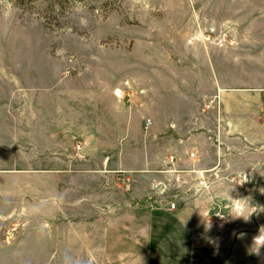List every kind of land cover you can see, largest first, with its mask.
<instances>
[{
  "label": "rangeland",
  "instance_id": "374dc122",
  "mask_svg": "<svg viewBox=\"0 0 264 264\" xmlns=\"http://www.w3.org/2000/svg\"><path fill=\"white\" fill-rule=\"evenodd\" d=\"M208 6L206 0H0V157L20 153L23 161L32 158L31 166L42 169L45 157L52 155L57 169H101L100 160L85 159L83 146L87 144L83 142L97 135L99 139L89 150L98 151L103 160L107 153H103L101 143L113 134L89 127L99 120L106 122L116 90H121L120 98L117 96L120 101L140 97L143 83H156L159 75L170 69L165 67L166 61L181 60L186 47L204 45L210 39L205 32L206 20L187 19L190 14L206 12ZM85 126L89 130L85 131ZM14 128L21 129V145L10 148L2 136ZM128 134L129 150L135 157L157 154L154 138H146L145 125L135 123ZM122 137L117 132L119 143ZM256 161L255 171L245 174V183L240 184L244 173H230L229 179L218 181L222 184L213 190L212 197H201L200 209L205 212L198 213L197 219L219 225L203 231L218 237L216 242L186 243L184 235L189 233L177 225L193 217L194 212L169 213L167 207L183 198L189 208L196 196L190 195V189L186 193L167 190L158 196V191L150 190L160 170L155 165L148 172L135 163L132 206L118 204L110 214L112 218L101 213L94 217L134 223L131 258L82 259L78 234L84 229L77 226V206L68 203L66 218L51 224L40 222L34 230L24 226L22 230H28L29 235L21 238L28 244L22 245L15 259H1L0 264H264V246L254 244L264 226V155ZM116 174L120 178L121 174ZM70 183L76 188L77 181ZM110 185L118 192L126 188L124 183ZM148 191L150 194L144 196ZM71 193L70 198L77 202V192ZM229 195L246 199L243 214L247 217L252 213L247 220L234 217L240 206ZM142 220L149 223V237L145 228L142 233ZM125 232V228H118L119 234Z\"/></svg>",
  "mask_w": 264,
  "mask_h": 264
},
{
  "label": "crops",
  "instance_id": "0c3cea01",
  "mask_svg": "<svg viewBox=\"0 0 264 264\" xmlns=\"http://www.w3.org/2000/svg\"><path fill=\"white\" fill-rule=\"evenodd\" d=\"M206 3L210 5L206 12L184 18L206 20L205 32L210 39L204 45L186 47L182 51L185 58L166 61L165 67L170 69L159 75L156 83H143L140 97L122 102L117 99L121 94L117 95L119 90H116V97L113 96V103L108 106L110 114L106 122L99 120L89 127L113 134L101 143L103 153H107L103 160L98 151L89 150L92 142L99 139L97 135L85 138L83 143L87 147L82 144L85 159L100 160L101 169L81 168L75 172L57 169L52 155L45 157L42 169L31 166L32 158L23 161L20 153L17 157L14 154L0 157V260L15 259L22 245L28 244L29 241L21 238L29 235L28 230H22L24 226L34 230L40 222L51 224L61 217L66 218L68 203L77 206V226L84 229L78 234L82 259H127L129 255L131 258L133 239L130 235L134 223L128 219L94 217L101 213L112 218L110 214L118 204L132 206L130 187L135 163L138 167L143 165L148 172L154 170L155 165L160 170L150 190L158 191V196L167 190L186 193L189 189L190 195L196 196L189 208L183 198L173 200L175 211L167 207L169 213L194 212L193 217L177 225L189 233L184 235L186 243L219 239L203 233L219 225L197 219L198 213L205 212L200 209L201 197H212L213 190L229 179L230 173H253L257 157L264 155V0H206ZM171 63L174 65L170 66ZM135 123L145 125L146 138H154L157 154L140 159L129 150L128 133L133 131ZM49 125L52 145L53 122ZM17 129L7 131L5 138L2 136L10 148L21 145V129ZM84 129L89 130L86 126ZM119 131L123 135L120 143ZM46 134L48 140V122ZM123 141L122 149L116 152ZM103 167L111 170L104 171ZM40 178L45 182H39ZM146 178L149 179V175H144ZM70 180L77 181L76 188L71 187ZM111 183L115 186L124 183L126 188L118 192ZM74 190L77 202L70 198ZM42 206L44 210L40 212ZM89 228L94 231L87 230ZM98 228L104 231L98 232ZM118 228H125V234H119ZM140 228L142 233L145 228L149 237V223L142 220ZM119 249L122 250L120 255Z\"/></svg>",
  "mask_w": 264,
  "mask_h": 264
},
{
  "label": "clouds",
  "instance_id": "9594fccd",
  "mask_svg": "<svg viewBox=\"0 0 264 264\" xmlns=\"http://www.w3.org/2000/svg\"><path fill=\"white\" fill-rule=\"evenodd\" d=\"M248 177L244 174V179L240 184H243L247 181ZM230 200L235 201L237 205H239V214L235 215L234 217H243L247 220L251 215L249 214L247 217L243 214V205L242 202L246 201V199H233L230 195ZM254 244L258 245V247L264 246V226L261 227L259 234L254 238Z\"/></svg>",
  "mask_w": 264,
  "mask_h": 264
},
{
  "label": "built area",
  "instance_id": "2783aa9c",
  "mask_svg": "<svg viewBox=\"0 0 264 264\" xmlns=\"http://www.w3.org/2000/svg\"><path fill=\"white\" fill-rule=\"evenodd\" d=\"M147 125H149V123H147ZM191 157L193 158L194 155L192 154ZM169 208H170L171 210H175V208H176V204H175L174 202L170 203Z\"/></svg>",
  "mask_w": 264,
  "mask_h": 264
},
{
  "label": "bare ground",
  "instance_id": "6f19581e",
  "mask_svg": "<svg viewBox=\"0 0 264 264\" xmlns=\"http://www.w3.org/2000/svg\"><path fill=\"white\" fill-rule=\"evenodd\" d=\"M117 93V95H120L121 94V92L120 91H118V92H116Z\"/></svg>",
  "mask_w": 264,
  "mask_h": 264
}]
</instances>
